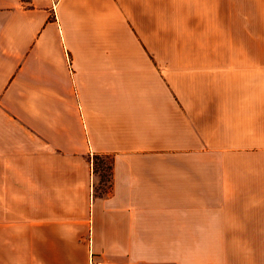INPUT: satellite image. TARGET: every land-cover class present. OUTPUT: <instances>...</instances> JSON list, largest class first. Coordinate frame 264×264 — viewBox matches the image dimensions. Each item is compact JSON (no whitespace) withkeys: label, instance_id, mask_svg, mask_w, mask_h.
<instances>
[{"label":"crops","instance_id":"crops-1","mask_svg":"<svg viewBox=\"0 0 264 264\" xmlns=\"http://www.w3.org/2000/svg\"><path fill=\"white\" fill-rule=\"evenodd\" d=\"M91 259L264 264V0H0V264Z\"/></svg>","mask_w":264,"mask_h":264},{"label":"trees","instance_id":"trees-1","mask_svg":"<svg viewBox=\"0 0 264 264\" xmlns=\"http://www.w3.org/2000/svg\"><path fill=\"white\" fill-rule=\"evenodd\" d=\"M103 161V158H101V157H99V156H95L94 157V163L95 164H97V162L98 163H100V162H102ZM104 168H106V170H108V172H107V176L109 175V173H110V164L106 161V164H104V166H103ZM102 167V168H103ZM104 176V175H103ZM107 176H106V178H107ZM108 179V178H107Z\"/></svg>","mask_w":264,"mask_h":264},{"label":"built area","instance_id":"built-area-1","mask_svg":"<svg viewBox=\"0 0 264 264\" xmlns=\"http://www.w3.org/2000/svg\"><path fill=\"white\" fill-rule=\"evenodd\" d=\"M89 264H106V263H104V262H102V261H97V260H93V259H91V260L89 261Z\"/></svg>","mask_w":264,"mask_h":264},{"label":"rangeland","instance_id":"rangeland-1","mask_svg":"<svg viewBox=\"0 0 264 264\" xmlns=\"http://www.w3.org/2000/svg\"><path fill=\"white\" fill-rule=\"evenodd\" d=\"M107 160V159H106ZM105 170L102 172V174L104 175V176H107V172H108V170H106V168H104ZM107 264V263H106Z\"/></svg>","mask_w":264,"mask_h":264}]
</instances>
